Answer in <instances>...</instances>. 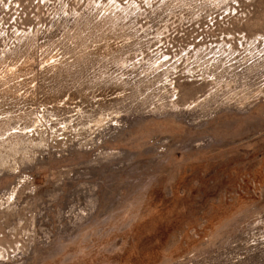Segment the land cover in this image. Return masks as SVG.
Masks as SVG:
<instances>
[{"label": "rangeland", "instance_id": "rangeland-1", "mask_svg": "<svg viewBox=\"0 0 264 264\" xmlns=\"http://www.w3.org/2000/svg\"><path fill=\"white\" fill-rule=\"evenodd\" d=\"M0 231V264H264V0H0Z\"/></svg>", "mask_w": 264, "mask_h": 264}, {"label": "bare ground", "instance_id": "bare-ground-1", "mask_svg": "<svg viewBox=\"0 0 264 264\" xmlns=\"http://www.w3.org/2000/svg\"><path fill=\"white\" fill-rule=\"evenodd\" d=\"M1 232V231H0ZM2 243V240H0V244ZM2 245H4V244H2Z\"/></svg>", "mask_w": 264, "mask_h": 264}]
</instances>
